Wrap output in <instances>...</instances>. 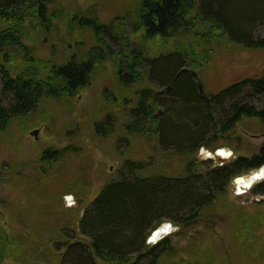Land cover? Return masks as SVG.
<instances>
[{"label": "trees", "instance_id": "16d2710c", "mask_svg": "<svg viewBox=\"0 0 264 264\" xmlns=\"http://www.w3.org/2000/svg\"><path fill=\"white\" fill-rule=\"evenodd\" d=\"M54 1L0 0L5 25L0 29V133L43 98L73 96L99 63L110 62L117 89L104 99L119 117L109 111L94 122L96 135L112 134L122 117L118 127L125 135L117 143L130 146V138L143 139L148 145L154 142L165 155H185L187 161L181 174L172 175L168 168L155 169L157 160L152 156L125 157L116 175L84 209L77 230L83 240L67 237L56 244L55 249H64L57 264H158L170 252L172 236L147 244L152 230L169 221L180 228L174 235H182L203 218L205 210L225 199L234 177L264 165V143L251 157L213 166L209 159L200 164L203 169L193 158L200 146L210 147L243 117L257 118L264 126V73L218 89L209 95V102L204 92L198 94L192 76L213 57L205 50L212 41L226 38L247 49H264V0H140L133 12L107 24L100 23L90 8L74 20L80 29L90 31L96 45L84 61L62 64L39 60L25 44L29 25L50 28ZM186 36L201 37L204 50L190 47ZM155 37L172 39L175 45L152 55L149 42ZM79 153L72 143L47 147L39 157L44 164L40 167ZM251 192L264 195V180ZM234 210L242 216L237 220L241 235L252 233L254 224H264L257 216L264 213Z\"/></svg>", "mask_w": 264, "mask_h": 264}, {"label": "rangeland", "instance_id": "374dc122", "mask_svg": "<svg viewBox=\"0 0 264 264\" xmlns=\"http://www.w3.org/2000/svg\"><path fill=\"white\" fill-rule=\"evenodd\" d=\"M139 1L55 0L49 8L55 15L50 28L29 25L25 44L42 61L82 62L96 43L88 29L78 27L75 17L91 8L99 22L107 24L133 12ZM4 26L0 19V29ZM198 28L195 34L200 25ZM193 37H185L190 47L203 51L205 41ZM174 45L172 39L155 37L149 42V50L157 55ZM205 50L213 57L203 69L195 70L205 102H209L211 93L228 84L264 73V49H247L224 38L212 41ZM113 71L110 62L99 63L88 83L73 96L43 98L33 111L13 119L0 133V264H57L64 249H55L56 244L67 237L83 240L77 230L84 209L104 183L116 175L125 157L146 160L152 156L158 171L168 168L172 175L183 172L185 155L167 156L154 142L148 145L143 139L130 138V146L117 143V138L125 135L118 127L122 117L112 134L103 138L96 135L94 122L109 111L119 117L117 109L104 99L116 93ZM71 143L79 148V155L63 158L46 169L40 167L44 164L39 157L45 148ZM263 143V124L257 118L243 117L210 147L200 146L193 158L197 166L209 159L213 166L239 156L251 157ZM217 148L226 149L227 156L213 155ZM262 180L264 175L244 193L238 189L239 184L229 183L225 199L205 210L203 218L182 235H174L180 228L171 223L170 232L158 238L172 236L170 252L158 264H264V224H254L252 233L241 235L237 220L242 216L234 210L264 213V195L251 192L253 185ZM257 216L264 220L263 214Z\"/></svg>", "mask_w": 264, "mask_h": 264}, {"label": "bare ground", "instance_id": "6f19581e", "mask_svg": "<svg viewBox=\"0 0 264 264\" xmlns=\"http://www.w3.org/2000/svg\"><path fill=\"white\" fill-rule=\"evenodd\" d=\"M218 154L220 156H222V157H226L228 153H227V150L226 149L222 148V149H219L218 150ZM263 175H264V168H262L260 172L258 171V173L255 175L254 178H250V177L247 178L245 180V182L242 183V185L245 186V188H248V187H250L254 183V181H256L257 179L261 178ZM246 176L248 177V176H250V174L248 173ZM242 185H239L238 188L240 189L241 188L240 186H242ZM169 229H170V225L169 224L164 225L162 227V229L157 230L154 233V236L151 237V240L152 241H156L160 237L161 232L162 233H168V232H170Z\"/></svg>", "mask_w": 264, "mask_h": 264}, {"label": "water", "instance_id": "95a60500", "mask_svg": "<svg viewBox=\"0 0 264 264\" xmlns=\"http://www.w3.org/2000/svg\"><path fill=\"white\" fill-rule=\"evenodd\" d=\"M192 76H193V79H194V81H195V86H196V89H197V91H198V94H199V95H203L202 84H201L199 78L197 77V75H196V73H195L194 71H192ZM203 96H204V95H203ZM204 98H206V97L204 96ZM210 154H212V153H210ZM213 155L219 157V154H217V153H215V152L213 153ZM250 178H254V176L252 175V176H250ZM245 180H246V177H245V176H237V177L234 178L233 182H234V184H242V183L245 182ZM162 227H163V226H159V227L155 228V229L150 233L149 236H150V237H153V236H154V233H155L157 230L162 229ZM161 234H162V232H161ZM161 234H160V235H161Z\"/></svg>", "mask_w": 264, "mask_h": 264}]
</instances>
